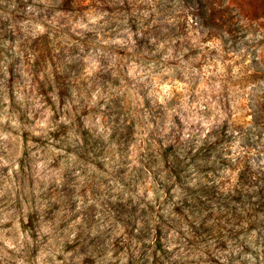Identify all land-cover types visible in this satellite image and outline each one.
Instances as JSON below:
<instances>
[{
    "label": "clouds",
    "instance_id": "obj_1",
    "mask_svg": "<svg viewBox=\"0 0 264 264\" xmlns=\"http://www.w3.org/2000/svg\"><path fill=\"white\" fill-rule=\"evenodd\" d=\"M0 264H264V0H0Z\"/></svg>",
    "mask_w": 264,
    "mask_h": 264
}]
</instances>
